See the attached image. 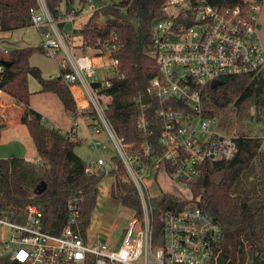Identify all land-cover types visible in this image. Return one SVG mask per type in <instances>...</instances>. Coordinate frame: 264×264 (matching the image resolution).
<instances>
[{
	"label": "built area",
	"instance_id": "built-area-1",
	"mask_svg": "<svg viewBox=\"0 0 264 264\" xmlns=\"http://www.w3.org/2000/svg\"><path fill=\"white\" fill-rule=\"evenodd\" d=\"M261 2L221 11L205 0L164 2L163 17L156 20L151 31V52L158 72L149 82V92L158 102L156 115L161 127L158 142L153 144L147 139L126 142L106 116L110 98L104 91L119 75L118 62L111 56L115 43L99 50L84 47L97 52L92 55L77 52L79 45L66 43L75 30L68 34L58 28V23L72 25L74 12L55 21L44 0H37L38 7L30 11V19L46 55L57 64L58 73L51 79L62 76L76 116L88 120L86 140L90 149L108 153L88 162L85 173L106 178L122 167L121 181L135 188L140 213L129 221L115 249L90 238L87 231L82 234L75 203L68 204L67 224L58 235L43 229V213L35 204L10 214L1 211L0 262L86 264L92 258L94 264H218L220 226L197 207L164 210L157 203L160 198L149 195L147 182L154 171L157 174L164 167L172 179L187 187L200 177L205 164L235 157L236 136L219 131L213 119L200 116L201 91L226 77L254 78L264 70V46L258 29ZM88 3L93 4L91 0ZM2 74L0 66V78ZM134 105L138 129L144 136L151 135L147 119L150 103L138 97ZM47 126L54 129L51 124ZM71 131L70 139H79Z\"/></svg>",
	"mask_w": 264,
	"mask_h": 264
},
{
	"label": "trees",
	"instance_id": "trees-1",
	"mask_svg": "<svg viewBox=\"0 0 264 264\" xmlns=\"http://www.w3.org/2000/svg\"><path fill=\"white\" fill-rule=\"evenodd\" d=\"M89 0H44L55 21L71 11L77 17ZM166 0H119L101 4L78 32L82 47L99 50L115 43L111 56L118 62V76L104 92L110 98L106 116L117 135L126 142L147 139L156 144L160 137V123L156 115L158 102L149 92V82L157 75V63L151 52L153 22L163 17ZM221 11L229 7L246 8L251 2L262 0H205ZM38 7L37 0H0V32H12L32 26L30 11ZM63 7V11H61ZM99 19H103L100 23ZM65 23H58L65 32ZM115 40V41H112ZM98 41L100 43H98ZM104 48L103 50H106ZM35 53L45 54L41 45L23 48L0 46V91L26 107L20 124L25 126L35 149L36 162L11 156L0 159V212L10 214L28 204L37 205L43 213V229L54 235L67 224L68 204L78 208L79 229H88L97 204L99 184L103 175L85 173L87 163L75 154L82 142L71 140L72 129L62 132L46 126L43 117L30 107L31 92L28 78L36 80L39 92L52 94L64 112L76 116L74 101L59 75L45 79L38 67L31 66ZM150 103L147 119L151 135L138 129L136 98ZM264 106V70L254 78L243 75L226 77L215 86L201 91L202 118L213 119L217 129L236 136L237 153L229 161L205 164L200 177L187 184L190 199L184 200L169 193L159 198L164 210L197 207L217 223L222 230L218 264H262L264 255V140L251 135L246 127L251 109ZM4 107V106H3ZM10 120L19 117V104L5 106ZM124 172L119 167L112 176L110 195L122 206L140 213L135 188L121 181ZM217 182H219L217 184ZM77 201V202H76ZM0 264H7L6 262ZM86 264H94L88 258Z\"/></svg>",
	"mask_w": 264,
	"mask_h": 264
},
{
	"label": "rangeland",
	"instance_id": "rangeland-1",
	"mask_svg": "<svg viewBox=\"0 0 264 264\" xmlns=\"http://www.w3.org/2000/svg\"><path fill=\"white\" fill-rule=\"evenodd\" d=\"M93 4H87L82 9L74 23L66 24L65 32L68 33L71 29L78 32L82 25L86 23L93 10L100 7L101 4H113L119 0H91ZM63 10V7H62ZM61 10V11H62ZM102 23L103 19H99ZM259 35L264 46V0H262L259 11ZM67 44L79 45L77 52L83 54H95L93 50H87L81 45V38L78 34L66 38ZM40 44V35L37 29L29 27L25 29L15 30L12 32H0V46L4 48H23L33 47ZM60 54L58 55V57ZM31 66L38 67L42 76L48 79L52 75L58 73V67L53 57L41 53H35L30 58ZM28 88L31 92V104L40 109L48 118L46 121H51L55 126L54 129H62L64 132L74 129L79 139L82 142L75 148V154L84 162L96 160L98 155L107 157V152H96L88 146L89 129L87 128L88 120L83 117L73 119L69 114L64 112L59 100L52 94H45L39 92V85L35 79L28 78ZM2 92V91H1ZM5 93H0V99L4 102L2 106H9L13 104V100L9 99ZM31 107V106H30ZM47 126V123H45ZM246 127L250 130L251 135L262 138L264 140V106L251 109L250 119L247 121ZM9 129L7 132L11 136H3L0 138V159H7L11 156L16 158H29L35 160V149L30 140L25 126ZM264 148V143H263ZM113 184L112 176H107L99 184V193L96 207L93 211L90 225L87 234L90 238H96L105 241L111 248H118L123 240V235L128 227L129 221L136 216V213L120 204L117 199L110 195V188ZM147 188L151 198L160 197L163 193L173 194L181 199H190V191L183 186L179 181L172 179L163 167L157 174L153 172V177L147 182Z\"/></svg>",
	"mask_w": 264,
	"mask_h": 264
},
{
	"label": "crops",
	"instance_id": "crops-1",
	"mask_svg": "<svg viewBox=\"0 0 264 264\" xmlns=\"http://www.w3.org/2000/svg\"><path fill=\"white\" fill-rule=\"evenodd\" d=\"M61 10H62V7H61ZM62 11H63V10H62ZM78 16H79V15H78ZM78 16H77V17H78ZM52 76H55V75H52ZM52 76H50L49 78L51 79ZM0 93H3V92L0 91ZM4 95H6L7 97H9V99H12L14 102H16V103L19 104V108L21 109V113H20L19 117L16 118L15 120H13V121L10 120V119H8V118H7V115H5V112H6L7 109H6L5 107L2 106V103H3L4 101L0 99V138L3 137V136H7V137H9V136H11V133L14 132V130H12L11 132L8 133L7 130H9V129H13V128H17V129H19L18 127L23 126V125L20 124V118H21V115H22V113H23V111H24V109H25V107H26L23 103L14 100L13 98H11L10 96H8L7 94H4ZM30 106H31V108H32L33 110H35L36 112H38V113L43 117L45 123L51 124L53 127H55V126L52 124L51 121L48 122V121L45 120V119H47L48 117H47V116H46V115H45L40 109H38L37 107H34V106L31 104V100H30ZM7 111H8V110H7ZM47 120H48V119H47ZM73 132H74L75 135L78 137V135L76 134V131H74V129H73ZM23 159L26 160V161H32V160L29 159V158H23ZM35 160H36V159H35Z\"/></svg>",
	"mask_w": 264,
	"mask_h": 264
},
{
	"label": "water",
	"instance_id": "water-1",
	"mask_svg": "<svg viewBox=\"0 0 264 264\" xmlns=\"http://www.w3.org/2000/svg\"><path fill=\"white\" fill-rule=\"evenodd\" d=\"M156 23V20L153 22V24H155ZM190 24H188V26H189ZM219 182H217V184H218Z\"/></svg>",
	"mask_w": 264,
	"mask_h": 264
}]
</instances>
